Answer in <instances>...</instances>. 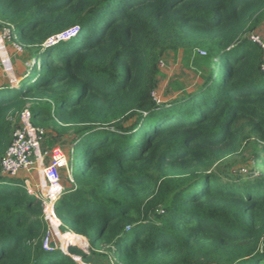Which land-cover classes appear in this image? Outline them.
Segmentation results:
<instances>
[{
    "label": "trees",
    "instance_id": "trees-1",
    "mask_svg": "<svg viewBox=\"0 0 264 264\" xmlns=\"http://www.w3.org/2000/svg\"><path fill=\"white\" fill-rule=\"evenodd\" d=\"M263 22L264 0H0L35 60L19 86L0 79V264H264V169L222 166L249 139L264 162ZM181 48H204L208 70L158 94ZM27 106L73 135L77 188L49 209L62 251L43 246L42 201L2 175Z\"/></svg>",
    "mask_w": 264,
    "mask_h": 264
},
{
    "label": "rangeland",
    "instance_id": "rangeland-1",
    "mask_svg": "<svg viewBox=\"0 0 264 264\" xmlns=\"http://www.w3.org/2000/svg\"><path fill=\"white\" fill-rule=\"evenodd\" d=\"M6 27H9V25L6 24ZM10 28L12 29V27ZM5 30L8 32V28ZM5 30L0 28V79L7 80L6 83L10 84V87L19 86L23 77L21 73L24 64L29 63V65H26L31 67L35 60L26 58V49L15 40L16 35L13 33V30L12 38L11 35L4 37L5 34H3V31ZM251 34L253 38L257 40H264V22L260 24ZM206 56L207 52L204 48H196L194 50H185L181 48L178 51H168L161 59L160 73L158 75L160 84L157 93L162 94L168 90H171L172 87L180 88L181 90L184 88L193 89V84L195 85L202 77V74L208 70L205 61ZM15 123L18 122L15 120ZM45 129L46 132H48L47 143L50 142V144H53V146H64L66 150H68L66 151L68 163L65 168L60 170L59 186H53L47 179L44 180L43 176V178H39L38 175H35L34 182L31 185L24 183L25 181H23L22 176L19 178H14V180L21 185L23 190L26 188L28 191L30 190V193H34L37 196H44L46 198L49 197L52 199L53 196L57 194V189L62 190V188L65 186L68 187V185H73V181L69 175V172L73 171L74 169L71 161V155L73 151L70 144V140H72L73 135L72 131L59 129L58 126L54 125L53 123L47 124ZM44 147L48 148L49 146ZM256 164L257 163L254 161L253 154V139H249L244 142L242 148L239 151L235 152V154H233L229 159H225L222 166L225 168L232 167L233 169H241V171L245 174L247 172L242 170L243 168L246 170L255 169L256 172L264 169V162H259L258 165ZM41 180L43 182L42 184L40 183ZM44 219L48 226L45 238L49 236L51 244L55 248L62 251L63 235L61 232L66 233V231L63 230L62 221L60 220L58 223H55L52 215L49 213L44 217ZM75 244L86 253L90 254L89 252H91V250L89 247H86L80 243ZM104 252L105 251L100 250V252H98L100 255H91L92 257L87 260L82 258L80 259L90 264H114V258L113 260H105L106 257L102 255ZM98 259H102L104 261L100 260V262H98ZM82 261L80 260L78 262V260H76V264H82Z\"/></svg>",
    "mask_w": 264,
    "mask_h": 264
},
{
    "label": "built area",
    "instance_id": "built-area-1",
    "mask_svg": "<svg viewBox=\"0 0 264 264\" xmlns=\"http://www.w3.org/2000/svg\"><path fill=\"white\" fill-rule=\"evenodd\" d=\"M8 28V32L5 30ZM4 37L12 38V29L4 28ZM76 30L71 29L61 34L64 39L70 38L75 34ZM46 137V129L42 126H36L32 123L31 112L29 106L20 115V122L14 128L12 141L2 157V175L11 178H19L22 176L24 183L31 185L34 182L35 175L39 178L48 180L53 186H59L60 170L65 168L68 163V157L65 150L59 146L44 147ZM73 185L63 187L62 190L57 189V194L52 199L49 197H40L34 194L42 201L44 207V217L49 214L50 204H52V212L55 214L54 205L56 201L64 193L75 190L77 184L73 177V171L69 172ZM43 176V177H42ZM43 183L42 180L40 182ZM30 192V190H29ZM60 221V220H59ZM43 246L47 250H56L47 236L43 242Z\"/></svg>",
    "mask_w": 264,
    "mask_h": 264
},
{
    "label": "water",
    "instance_id": "water-1",
    "mask_svg": "<svg viewBox=\"0 0 264 264\" xmlns=\"http://www.w3.org/2000/svg\"><path fill=\"white\" fill-rule=\"evenodd\" d=\"M76 29V28H75ZM64 39V36H57V37H52L48 40V43H55L59 40H63Z\"/></svg>",
    "mask_w": 264,
    "mask_h": 264
},
{
    "label": "clouds",
    "instance_id": "clouds-1",
    "mask_svg": "<svg viewBox=\"0 0 264 264\" xmlns=\"http://www.w3.org/2000/svg\"><path fill=\"white\" fill-rule=\"evenodd\" d=\"M75 28H76V29H75ZM75 28H73V29L76 30V31L79 29L78 27H75ZM70 30H71V29H70ZM64 33H65V32H64ZM62 34H63V33H62ZM60 35H61V34H59V35H57V36H60ZM74 35H75V34H74ZM74 35H73V36H74ZM57 36H54V37H57ZM71 37H72V36H71ZM67 39H69V38H67ZM59 41H60V40H59ZM15 87H16V86H15ZM73 177H74V173H73ZM19 185H20V184H19ZM24 186H25V185H24Z\"/></svg>",
    "mask_w": 264,
    "mask_h": 264
}]
</instances>
